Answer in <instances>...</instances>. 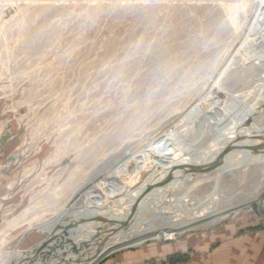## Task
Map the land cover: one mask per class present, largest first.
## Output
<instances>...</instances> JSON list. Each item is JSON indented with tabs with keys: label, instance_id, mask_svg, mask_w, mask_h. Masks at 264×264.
Listing matches in <instances>:
<instances>
[{
	"label": "rangeland",
	"instance_id": "374dc122",
	"mask_svg": "<svg viewBox=\"0 0 264 264\" xmlns=\"http://www.w3.org/2000/svg\"><path fill=\"white\" fill-rule=\"evenodd\" d=\"M263 27L264 0H0V264L100 194L121 192L134 171H154L155 156H200L220 142L264 96ZM245 42L254 53L240 61ZM252 122L264 124V109ZM215 171L174 193L164 215L203 205ZM217 193L228 199L219 201V221L99 264H143L129 253L206 234L246 212L258 221L264 162L224 175Z\"/></svg>",
	"mask_w": 264,
	"mask_h": 264
},
{
	"label": "bare ground",
	"instance_id": "6f19581e",
	"mask_svg": "<svg viewBox=\"0 0 264 264\" xmlns=\"http://www.w3.org/2000/svg\"><path fill=\"white\" fill-rule=\"evenodd\" d=\"M245 44L246 42L240 61L254 53L252 47L249 49L248 45L246 49ZM263 78L264 76H259L258 80H264ZM243 94L235 95L234 102L240 103L249 96L248 92ZM254 99V103L243 111L236 126L225 132L222 138L226 137L224 142H221L222 139L220 142L215 141L200 156L179 153L166 159L155 153V158H159V166L154 171H134L135 178L120 187L122 193L115 190L109 194V199L100 194L79 216L58 221L51 227L53 231L47 239L26 251L24 256L9 258L6 263L99 264L121 249L138 246L159 237L174 240L177 230L197 227L207 219L219 221L223 218L216 219L222 213L218 210L219 201L228 200L225 196L220 198L217 193L220 179L235 169L264 162V124L252 122L264 109V96L258 93ZM226 148L228 150L225 151ZM150 152L154 154L153 151ZM213 171L218 175L214 176L213 191L203 205L199 204V207L190 210L182 209L180 215H164L166 203L174 193L197 181L195 175L212 174ZM99 197L101 201L97 202ZM261 198L257 199L258 221L264 226V193ZM246 205L239 206L242 208ZM230 207L234 209L237 206ZM162 222L169 223L172 230L158 235ZM58 223L59 226L56 225ZM100 227L102 231L99 230ZM164 233L173 235V238H166Z\"/></svg>",
	"mask_w": 264,
	"mask_h": 264
},
{
	"label": "crops",
	"instance_id": "0c3cea01",
	"mask_svg": "<svg viewBox=\"0 0 264 264\" xmlns=\"http://www.w3.org/2000/svg\"><path fill=\"white\" fill-rule=\"evenodd\" d=\"M150 246L149 251L129 255L135 254L143 264H264V230L247 212L206 234Z\"/></svg>",
	"mask_w": 264,
	"mask_h": 264
},
{
	"label": "built area",
	"instance_id": "2783aa9c",
	"mask_svg": "<svg viewBox=\"0 0 264 264\" xmlns=\"http://www.w3.org/2000/svg\"><path fill=\"white\" fill-rule=\"evenodd\" d=\"M164 236L166 237V238H169V239H172L173 237V235H171V234H167V233H164ZM170 236V237H169ZM174 238H175V235H174ZM167 240V239H166Z\"/></svg>",
	"mask_w": 264,
	"mask_h": 264
},
{
	"label": "water",
	"instance_id": "95a60500",
	"mask_svg": "<svg viewBox=\"0 0 264 264\" xmlns=\"http://www.w3.org/2000/svg\"><path fill=\"white\" fill-rule=\"evenodd\" d=\"M246 149H247V147H245ZM250 148V147H249ZM226 150H228L227 148L225 149V151ZM224 153V152H223ZM221 156H223V155H221ZM189 168H192L191 166H189ZM68 228H70V227H68ZM65 229H67V228H65Z\"/></svg>",
	"mask_w": 264,
	"mask_h": 264
}]
</instances>
